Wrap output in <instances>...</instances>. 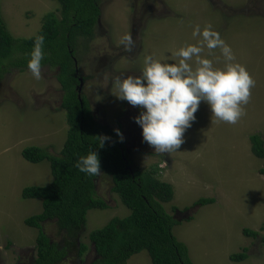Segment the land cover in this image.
<instances>
[{
  "label": "rangeland",
  "instance_id": "374dc122",
  "mask_svg": "<svg viewBox=\"0 0 264 264\" xmlns=\"http://www.w3.org/2000/svg\"><path fill=\"white\" fill-rule=\"evenodd\" d=\"M164 1L158 14L161 16L151 14L142 20L136 35L140 45L135 55L119 59L115 69L142 71L145 55L176 63L180 58L174 55L175 51L200 39L193 37V27L199 25L203 29L210 25L230 46L232 62L242 65L255 83L247 103L242 105L243 114L235 123L218 120L210 114L206 103L201 102L196 119L185 131L184 142L177 150L143 155L137 147L154 148L134 143L129 137L136 134L128 128L126 156L137 170L144 172L155 167V178L170 184L173 197L162 206L174 218L172 207L180 213L172 233L186 245L192 264H264V158L253 155L250 141L256 134L264 141V0ZM98 7V22L111 38L120 41L122 35L131 32L134 0H98ZM59 9L60 4L55 0H0L1 16L15 38L34 36L47 20L44 15L53 12L60 18ZM80 40L85 43L79 45L87 44L86 38ZM94 40L88 45L95 56L101 47H98L100 38ZM59 54L53 55V59L58 67L66 64L64 74L58 73L57 68L42 66L41 76L36 79L28 69L13 68L0 82V264H25L26 258L21 253L33 246L37 231L26 226L24 220L41 212V202L23 199L21 191L51 181L49 163H30L21 156V151L38 146L58 154L66 139L68 125L65 109L60 105L62 93L58 92L60 84L56 77L59 74L62 79L69 78L73 64L65 47ZM200 55L212 60L214 67L226 63L219 48L205 46ZM79 60L84 64L82 58ZM188 63L195 67V58ZM117 95L118 91L106 95L104 106L96 98L101 101L105 95H98L94 101L108 114L107 105H118L113 108L117 111L120 105L125 108ZM132 111L138 113L136 107ZM106 117L110 122L112 116ZM96 185L98 197L108 208L88 211L84 232L78 239L88 250L77 264H88L93 255L89 232L104 227L111 218L129 214L118 195L110 191L108 178L99 177ZM200 198H214L215 202L192 207ZM185 208L187 220L182 216ZM245 229L257 232L258 236L245 238ZM45 231L55 232L49 223L45 224ZM242 251L247 254L245 260L230 258ZM126 264L151 263L148 253L141 251Z\"/></svg>",
  "mask_w": 264,
  "mask_h": 264
},
{
  "label": "trees",
  "instance_id": "16d2710c",
  "mask_svg": "<svg viewBox=\"0 0 264 264\" xmlns=\"http://www.w3.org/2000/svg\"><path fill=\"white\" fill-rule=\"evenodd\" d=\"M55 1L60 4L61 17L53 12L45 14L46 22L29 38L11 35L0 11V82L10 69H28L27 61L36 36L44 38L41 66H57L53 55L59 56L65 47L69 57L67 44L76 43L78 37L91 35L100 13L98 0ZM65 65H59L63 74L67 71ZM68 79L59 78L58 81L65 92L61 107L65 109L68 125L60 152L53 154L38 146L21 151V156L30 163L47 161L51 173L48 184L24 187L21 191L23 199H39L41 202V212L24 220L26 226L37 231L32 246L34 256L29 264H77V260H82L88 246L78 239L84 232L86 215L90 210L108 208L97 195L99 177L109 179L110 191L118 195L129 214L123 218H111L104 227L89 232L93 255L88 264H126L132 255L141 251L148 253L151 264H192L186 245L172 233L178 218L167 213L162 206L173 197L170 184L155 178V167L143 172L132 166L120 138L111 129L92 122L83 106L85 103L80 105L72 93V79ZM100 136L108 137L102 146L99 145ZM250 141L253 155L264 158V141L260 136L252 135ZM90 150L97 152L98 174L83 173L74 166L78 157ZM214 202V198H200L192 207ZM46 223L54 227L53 234L45 231ZM243 232L246 236L257 235L253 230ZM230 258L241 261L247 255L242 251Z\"/></svg>",
  "mask_w": 264,
  "mask_h": 264
},
{
  "label": "clouds",
  "instance_id": "9594fccd",
  "mask_svg": "<svg viewBox=\"0 0 264 264\" xmlns=\"http://www.w3.org/2000/svg\"><path fill=\"white\" fill-rule=\"evenodd\" d=\"M192 35L200 39L196 44H186L175 51L174 55L180 58L178 62H162L145 55L141 75L114 78L117 99L138 109V115L132 119L141 129L143 141L159 153L177 150L184 142V133L195 121L201 102L206 103L210 114L218 120L235 123L243 114L242 105L247 103L250 88L255 83L242 65L232 62L230 46L210 25L203 29L195 25ZM43 40L42 35L36 36L27 61V68L36 79L41 76ZM121 42L131 45L132 38L125 34ZM205 46L220 49L226 61L223 67H214L212 60L200 55ZM193 58L195 67L188 63ZM115 131L122 140L119 130ZM107 139L98 137L99 145ZM74 166L80 172L98 174L97 152L90 150L78 157Z\"/></svg>",
  "mask_w": 264,
  "mask_h": 264
},
{
  "label": "flooded vegetation",
  "instance_id": "af4514ba",
  "mask_svg": "<svg viewBox=\"0 0 264 264\" xmlns=\"http://www.w3.org/2000/svg\"><path fill=\"white\" fill-rule=\"evenodd\" d=\"M164 3V0H134V7L132 10L134 21L132 23L133 25H131V32L129 33L128 31V35H130L132 38L131 45H128L127 42H121L123 35L120 41H115V39L111 38V35L109 36L108 33L109 31H104L102 25L99 24V16L95 20L94 28L91 35H89V37L86 36V45H79V43L84 42H80V38L84 39V37H78L79 40H77L76 43H72L70 45L67 44L68 52L70 54V61L73 64V71L69 73V79H72V93H75L76 99L79 101L80 105H83V102L85 103V105L83 106H85L88 110L92 122H95L100 126H104L108 129H111L113 133H116L115 130H119L123 137V139L120 140L122 142L125 154H127V143L129 142V138H133L134 143L139 144L142 147L148 146V144L142 139L141 129L132 119L134 116L138 115L137 111L136 113L132 111L135 109V107L124 101L122 104H125V108H122V106L120 105L121 111L113 109L119 107L118 105H114L113 107L107 105V108H110V110L108 114H105L103 108L98 104V102H100L104 106L106 101L104 99L105 97H107L106 95H110L113 91H117L114 79L116 76H135L139 75L140 72H142L141 70H138L136 73H134L131 68H129L130 70L120 69V67H116L115 69V64L119 59H127L126 57H133L135 55V51L140 45V41L136 40V35L139 34L138 30L143 24L142 20H144L146 17H150L151 14L157 17L161 16L158 14L162 11ZM135 6L137 7V9H135ZM136 15L138 16L137 18ZM95 38H100L101 44L99 43L98 47H101V50L98 51L97 54L94 56L90 53L92 49H90L88 43L93 41ZM80 49L85 50V52H82V50ZM79 57L82 58L84 64L81 65ZM43 66H47L48 69H50L49 67L57 68L58 73H61L60 67L56 65L50 66L48 64H45ZM59 78L60 77L58 74V76L56 77L57 82L59 81ZM59 88L60 89H58V92L62 93V95L60 96L61 105L65 96V92L61 89L60 85ZM100 94L105 95L101 97L102 102L99 101L97 98L96 100L98 102H95L94 98ZM106 116H112L110 122L107 120ZM114 127H116V129H114ZM128 128L132 130V133L134 131V133L136 134L135 137L126 138L128 137ZM136 149L138 152L141 151L143 155H145V152L148 155H155V153H159L154 151V149L143 150L141 147H137ZM186 210L187 208L183 210L182 213L184 214V211ZM179 214L180 213L176 211L175 215L178 219H180ZM257 236L258 235L254 237ZM263 241L264 238H262V242ZM32 251L33 247L28 250L22 251V257L26 258L25 264H29L33 260L34 253L29 254L27 256L25 255L27 254V252L31 253Z\"/></svg>",
  "mask_w": 264,
  "mask_h": 264
},
{
  "label": "water",
  "instance_id": "95a60500",
  "mask_svg": "<svg viewBox=\"0 0 264 264\" xmlns=\"http://www.w3.org/2000/svg\"><path fill=\"white\" fill-rule=\"evenodd\" d=\"M175 213H176V212H175ZM182 216H183L184 218H188L189 215H187V214H183Z\"/></svg>",
  "mask_w": 264,
  "mask_h": 264
},
{
  "label": "crops",
  "instance_id": "0c3cea01",
  "mask_svg": "<svg viewBox=\"0 0 264 264\" xmlns=\"http://www.w3.org/2000/svg\"><path fill=\"white\" fill-rule=\"evenodd\" d=\"M258 158V157H257ZM261 159H263V158H261ZM245 236V238H246V235H244ZM247 237H250V236H247ZM30 248H32V246L30 247ZM245 249V248H244ZM241 261H243V260H241Z\"/></svg>",
  "mask_w": 264,
  "mask_h": 264
}]
</instances>
